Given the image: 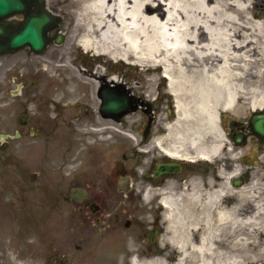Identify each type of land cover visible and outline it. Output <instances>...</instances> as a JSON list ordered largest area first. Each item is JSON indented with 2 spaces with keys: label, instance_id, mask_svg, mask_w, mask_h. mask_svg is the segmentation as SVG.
I'll use <instances>...</instances> for the list:
<instances>
[{
  "label": "flooded vegetation",
  "instance_id": "af4514ba",
  "mask_svg": "<svg viewBox=\"0 0 264 264\" xmlns=\"http://www.w3.org/2000/svg\"><path fill=\"white\" fill-rule=\"evenodd\" d=\"M15 1L22 6L0 20L7 29H19L35 15L56 14L61 20L71 15L65 14L69 0ZM55 34L48 30L50 37ZM55 45L0 53V191L28 195L26 185L33 184L50 203L60 196L72 239H115L138 223L143 239H160L168 223L163 196L187 200L194 181L217 180L218 169L228 170L232 161L226 154L197 160L192 143L175 149L168 139L158 140L167 131L157 114L171 116L174 102L149 96L148 84H116L107 81L110 72L104 82L66 80L62 55L50 50ZM236 125L243 133L242 144L232 139L236 163L240 172L250 166L255 173L264 156V135L251 130L249 120ZM229 126L232 137L234 125ZM1 163L13 171L3 173ZM60 257L64 264L66 253Z\"/></svg>",
  "mask_w": 264,
  "mask_h": 264
},
{
  "label": "bare ground",
  "instance_id": "6f19581e",
  "mask_svg": "<svg viewBox=\"0 0 264 264\" xmlns=\"http://www.w3.org/2000/svg\"><path fill=\"white\" fill-rule=\"evenodd\" d=\"M71 40L61 49L65 78L118 84L130 73L166 83L175 114L164 125L171 147L188 141L195 156L227 157L218 179L194 181L187 200L165 195L167 239L178 264H249L264 260V173L241 186V167L226 131L230 116L247 123L264 110V10L253 0H70ZM264 5V3H263ZM73 38V39H72ZM89 57L94 68H80ZM75 66H71L70 63ZM90 62V61H89ZM74 67V68H72ZM264 167V159L259 162ZM132 264H167L155 257Z\"/></svg>",
  "mask_w": 264,
  "mask_h": 264
},
{
  "label": "rangeland",
  "instance_id": "374dc122",
  "mask_svg": "<svg viewBox=\"0 0 264 264\" xmlns=\"http://www.w3.org/2000/svg\"><path fill=\"white\" fill-rule=\"evenodd\" d=\"M253 1L251 13L257 14L259 8L264 10V0ZM67 4H71L70 0ZM69 12L71 13L70 9L65 14ZM72 23L71 14L61 25L64 40L52 47L53 50L50 48L53 51L52 54L57 52L60 56L61 49L63 50L66 42L71 40ZM86 59L89 65L87 68L93 69L90 58L86 57ZM60 60L63 61L62 75L64 76L66 59L60 58ZM70 64L75 66L73 62ZM121 68L124 70L123 75L127 76V82H139L141 86L148 84L146 90L149 96L165 99L168 97L166 83L159 80L147 82L149 75L141 76L139 72H136L137 70L130 73L127 66ZM69 78L81 80L77 77V72L73 71ZM167 114L165 111L157 114L160 123L167 121L170 117ZM234 152H237L236 147H234ZM225 160L229 163L227 158ZM1 166L3 173L13 171L11 166L6 167L2 163ZM261 170L264 173V167L259 166L255 174ZM3 177L4 174L1 178ZM26 187L29 189L28 195L7 189L0 191V264H47L48 262L51 264V258L60 257L64 253H66L64 264H131L130 258L133 254L142 261L159 257L163 258L167 264H178L180 252L173 244V239H167L169 236L167 234H170L169 228L163 227L165 231L158 243H151L148 239L141 237L138 232L141 228L140 223L130 229L122 230V234L116 235L115 239H72L71 233L68 232L70 223L68 213L61 207V197H53L50 203L44 194L33 189L35 187L33 184H28ZM77 244L82 245V248H76ZM189 258L186 262L192 264ZM254 263H264V260L258 258L249 264Z\"/></svg>",
  "mask_w": 264,
  "mask_h": 264
},
{
  "label": "water",
  "instance_id": "95a60500",
  "mask_svg": "<svg viewBox=\"0 0 264 264\" xmlns=\"http://www.w3.org/2000/svg\"><path fill=\"white\" fill-rule=\"evenodd\" d=\"M21 7V3L15 0H0V19L6 17L11 11ZM57 20L54 17H32L27 19L25 25L15 31H7L3 25L0 24V37H4L5 41H0V52L15 50L24 44H31L36 49H41L47 40V26L53 28L57 25ZM1 40V38H0ZM58 42L62 41V35L57 38ZM253 129L258 134L264 135V112L255 113L252 117ZM239 142V139L236 138ZM240 181L236 180V184ZM155 241L156 239H151ZM59 260L55 261L58 264Z\"/></svg>",
  "mask_w": 264,
  "mask_h": 264
}]
</instances>
